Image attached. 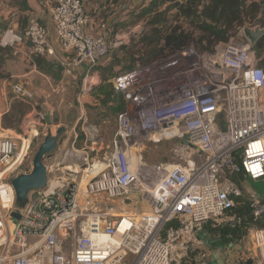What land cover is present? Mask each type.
I'll return each instance as SVG.
<instances>
[{"label":"built area","instance_id":"obj_1","mask_svg":"<svg viewBox=\"0 0 264 264\" xmlns=\"http://www.w3.org/2000/svg\"><path fill=\"white\" fill-rule=\"evenodd\" d=\"M50 11L70 63L88 66L83 92L98 83L96 67L137 34L130 27L113 32L106 23L102 32H88L92 17L83 0H55ZM240 41L220 43L213 51L185 47L116 75L124 110L111 151L96 162L101 169L94 173L93 162L80 180L71 170L67 178L49 177L44 188L29 193L23 208L10 177L23 142L1 139L0 264H123L129 256L127 264H212L202 257L190 260L204 242L199 231L209 222L236 227L246 221L231 212L243 197L234 176L264 182V67L253 46ZM0 45H27L40 57L55 54L48 26L35 15L23 31L1 33ZM12 89L16 98L35 99L25 82H14ZM44 118L39 114V121ZM186 134L205 157L202 163L186 156L177 164L145 161L149 144L178 139L188 147ZM133 195L143 204L139 214L112 212V203ZM249 201L261 225L250 230L251 255L241 264H264V194L251 191ZM77 225L68 253L65 242Z\"/></svg>","mask_w":264,"mask_h":264},{"label":"rangeland","instance_id":"obj_2","mask_svg":"<svg viewBox=\"0 0 264 264\" xmlns=\"http://www.w3.org/2000/svg\"><path fill=\"white\" fill-rule=\"evenodd\" d=\"M117 1L119 3V0ZM148 1L149 0H143L136 4L133 0L128 2L132 7L128 8L130 12L126 15L127 19L119 23V28H133L136 29L137 34L132 38L131 43L127 47L120 49L117 53L111 55L103 65L96 67L98 72V83L95 86L83 92L82 87L86 71L80 72L78 75L74 73L70 74L65 72L64 66L53 65L49 68V72L60 82L58 83L60 84L59 91L53 93L50 97H38L35 95L33 101L27 102L31 105L32 109L35 107L37 112L41 111L44 115L47 112H51V119L53 114V119L55 121L64 122L69 128V133H65L67 135L65 141L58 146L53 157L45 158V163L49 168L48 176L51 179H57L59 177L67 178L70 172L69 166H78L80 170H84L90 167L93 162L96 163L98 160H101L111 151L113 141L117 134L116 118L118 113L122 111L121 109L124 103L123 93L116 89L113 84L114 77L125 70L133 68L138 63L149 62L155 57V51L160 49L162 45V43L148 44L144 40L142 42V38L149 33L151 28L148 25L147 18L142 16V11L149 5ZM145 3L146 6L140 8ZM133 6H136V8ZM137 10L138 12L136 13ZM169 17L172 22L174 20V12H170ZM252 25L263 26L264 28V14L260 20H257ZM254 53L257 58V64L264 67V51H258L254 48ZM13 83L14 82H8L4 84L8 93L9 102L14 99L21 101V99L16 98L14 95L12 89ZM4 102L6 104V101ZM79 117L82 118L78 121V138L77 141L74 142L75 133H73L72 127L75 122L79 120ZM25 118L26 116L15 129H5L2 127V123L0 126V140L14 138L17 139L20 144L23 142V146L27 144L26 140L29 141L28 150L26 148L24 159L20 164H17V168H14L10 173L11 179L20 173L30 172L32 170L35 153L44 140V132L47 131L48 127L45 118L43 120L41 119L39 124H35L40 134L36 138L31 139L32 134L28 131L29 128L26 126H31L33 124L28 122L29 118L26 124H24L23 121ZM103 142L104 144H102ZM19 153H21V150ZM182 156L189 157L188 161L193 164H200L205 160V157L198 152L196 146L193 148L190 146L183 147L178 139H168L158 144H149L143 151V157L148 163H182L184 161ZM14 164L16 165V162ZM83 175L84 171H81L78 174V180H80ZM234 179L243 188V197L238 199L234 209L235 212H244L249 224L260 226L261 222L255 221L253 219V213L250 211L249 193L253 191L264 194V182L261 180L251 182L243 175L234 176ZM111 205L114 207L113 213L130 212L136 215L144 209L142 208L143 204L141 205L136 202V196L134 195L131 200H120ZM231 212L233 213V211ZM208 225L211 230L215 231L217 227H220L222 224L209 222L207 223V226ZM78 228L79 226L77 225L75 233H72L65 242V249L68 253L72 250L74 237L78 236ZM132 259V256L127 257L123 264L129 263Z\"/></svg>","mask_w":264,"mask_h":264},{"label":"crops","instance_id":"obj_3","mask_svg":"<svg viewBox=\"0 0 264 264\" xmlns=\"http://www.w3.org/2000/svg\"><path fill=\"white\" fill-rule=\"evenodd\" d=\"M55 0H0V34L6 29H14L16 32L23 30L28 22L30 15H35L41 22L49 28L50 39L53 43L55 54L48 57H40L34 55L27 45H18L16 47H3L0 45V126L2 123L3 113L10 108L6 86L8 82L21 81L29 85L35 92L36 96L50 97L53 93L59 91V81L56 80L49 72V68L53 65H62L65 72L79 74L88 69L86 64L75 66L70 63L71 54L62 51L58 39L56 38L55 25L51 16V7ZM87 12L91 15V23L87 27V31L92 34L102 32L101 25L106 23L112 27L113 32L120 28L121 22H124L126 15L130 12L128 4L130 0H83ZM135 4L143 0H133ZM149 0L148 2H150ZM262 1V0H261ZM147 3V2H146ZM143 4L140 8L146 6ZM136 8V6H133ZM264 7V6H263ZM138 10L136 11V13ZM244 34L239 31L237 39H244ZM226 46V43H221ZM67 75V74H66ZM62 83V81H61ZM6 101V104L5 102ZM43 112L36 111L33 108L23 121L26 124L27 119L35 120V124H39L38 116ZM72 127L75 133L74 142L77 141L78 121ZM53 119V114H52ZM117 119V118H116ZM115 119V120H116ZM34 125L26 126L32 134V139L39 136L40 132ZM47 124V123H46ZM66 127L67 124L60 121L52 120V124H47V131L57 130L60 126ZM35 132V133H34ZM69 135V134H68ZM71 136V134H70ZM73 136V134H72ZM104 144V142L102 143ZM28 150V148H27ZM23 151V146H22ZM254 225L244 222L242 225L232 226L230 223H224L217 229L211 230L209 225L205 224L199 231V235L204 242L200 246H196L191 251L190 260L198 257L207 258L212 264H241L249 258L252 251V243L250 242V230Z\"/></svg>","mask_w":264,"mask_h":264},{"label":"trees","instance_id":"obj_4","mask_svg":"<svg viewBox=\"0 0 264 264\" xmlns=\"http://www.w3.org/2000/svg\"><path fill=\"white\" fill-rule=\"evenodd\" d=\"M146 7L142 16L151 28L142 42L162 43L150 61L191 46L198 51H213L216 45L237 38L244 26L252 25L264 14L261 0H151ZM170 12H174L172 22ZM253 48L264 51V37ZM31 110L26 101L14 99L2 115V127L17 128ZM234 209V214L246 217Z\"/></svg>","mask_w":264,"mask_h":264},{"label":"water","instance_id":"obj_5","mask_svg":"<svg viewBox=\"0 0 264 264\" xmlns=\"http://www.w3.org/2000/svg\"><path fill=\"white\" fill-rule=\"evenodd\" d=\"M262 6H264V0L261 1ZM244 34L243 41L240 44H244V41L249 42L253 47L264 37V28L261 26H251L247 25L241 29ZM222 117V115H221ZM45 120L48 124H51V112L45 114ZM226 128V124H223ZM66 127L64 125L60 126L56 131H50L45 134L44 140L40 144L37 152L35 153L33 159V168L30 172H24L16 175L12 178L11 184L16 192V198L19 208L25 207L29 200V193L32 190L42 189L48 183V165L45 163V158H52L54 152L57 150L58 146L61 145L67 135ZM183 143L195 147L194 143L191 142L190 135L186 134ZM15 218H20L21 214L19 211L13 213Z\"/></svg>","mask_w":264,"mask_h":264},{"label":"bare ground","instance_id":"obj_6","mask_svg":"<svg viewBox=\"0 0 264 264\" xmlns=\"http://www.w3.org/2000/svg\"><path fill=\"white\" fill-rule=\"evenodd\" d=\"M26 142H27V146L25 145V146H23V151H22V149H21V153H19V156H18V159L15 161L16 162V165L18 164V163H20L22 160H23V158H24V156H25V150H26V148H28V146H29V141L28 140H26ZM15 165V164H14ZM95 167H96V169L93 171L94 173H96V172H98L100 169H101V165L99 164V163H96V165H95ZM73 168V169H72ZM69 169L71 170V171H77L78 173H80L81 171H84V173H86V172H89V171H91V169H94L93 167H88V168H86V169H84V170H80V168L78 167V166H76V167H73V166H69ZM86 175H84V177H85Z\"/></svg>","mask_w":264,"mask_h":264}]
</instances>
